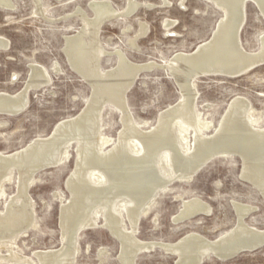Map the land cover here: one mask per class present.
<instances>
[{"label": "bare ground", "instance_id": "obj_1", "mask_svg": "<svg viewBox=\"0 0 264 264\" xmlns=\"http://www.w3.org/2000/svg\"><path fill=\"white\" fill-rule=\"evenodd\" d=\"M207 1L223 12L210 39L191 52H176L165 63H136L118 49L116 66L109 70L101 64L108 51L100 39V29L107 21L133 15L141 3L129 0L121 12L110 0H92L93 17L78 12L83 27L64 37V53L72 69L88 82L92 94L79 115L58 122L48 136H39L14 152L0 151V199L7 196L5 185L16 182L18 186V193L7 196L5 210H0V252L7 251L6 255L0 254L1 261L34 264L33 256L16 250L18 240L38 225L29 190L39 181L36 175L40 170L68 161L72 144L76 158L66 180L70 197L64 199L63 193H55L62 204V243L59 248L35 251L37 264H78L80 232L100 225L119 241L117 258L122 264H136L141 253L158 248L175 256L176 264H203L211 257L227 260L264 247V228L246 220L256 208L237 199L232 202L236 223L214 239L193 230L173 242L143 240L136 235L141 218L149 215L158 194L169 190L176 181H191L218 156H239L241 178L264 198V126H260V112L246 97L236 96L214 132L208 133L215 122L204 112L210 104L199 107L196 83L205 76L237 77L264 64V34L258 50L248 51L240 34L249 0ZM252 1L264 16V0ZM165 4L170 2L165 0ZM0 5L9 9L15 6L12 0H0ZM181 6L186 8L184 0ZM147 27L142 24L139 34L131 39L132 47H138L136 40L147 33ZM5 42H0V47L6 48ZM30 68L29 80L22 90L0 92V114L22 113L29 104L30 90H42L52 82L45 66L31 63ZM154 68L167 70L173 76L181 98L162 110L148 129L149 121L135 117L127 94L141 72ZM106 105L121 111L122 128L116 137L104 132L102 113ZM183 196L176 195L182 198V207L175 222L211 214V205L200 197ZM106 251L103 248L100 255Z\"/></svg>", "mask_w": 264, "mask_h": 264}, {"label": "rangeland", "instance_id": "obj_2", "mask_svg": "<svg viewBox=\"0 0 264 264\" xmlns=\"http://www.w3.org/2000/svg\"><path fill=\"white\" fill-rule=\"evenodd\" d=\"M91 1L12 0L13 8L0 5V42L8 43L6 48L0 47V92L22 90L29 80L31 63L45 66L52 76L47 87L30 90L29 104L22 113L0 114V151L14 152L39 136H48L58 122L79 115L88 104L91 87L69 65L64 53V37L83 27L79 11L93 17ZM167 1L170 5L165 4V0H134L141 5L133 15L121 16L102 25L99 36L108 51V55L102 58L103 68L109 70L116 66L115 52L118 49L136 63L168 62L176 52H191L210 39L223 16L222 10L207 0H184L186 8L181 6L183 0ZM110 2L123 12L129 0ZM140 22L148 25L147 33L137 38L138 47H132L131 39L142 29ZM168 22L174 25L166 27ZM263 34V13L255 2L249 0L240 34L245 48L258 50ZM196 83L200 93L199 107L210 104L209 110L204 112L215 122V127L208 133L214 132L225 108L236 96L246 97L252 103L260 112V126H264V64L237 77L205 76L198 78ZM127 96L135 117L148 120L146 128L149 129L162 110L177 103L181 93L167 70L154 68L140 73ZM102 114L106 123L104 132L116 137L122 128L121 111L106 105ZM75 158V144H72L68 161L40 170L36 175L39 181L30 187L38 225L18 240L16 250L33 256L34 264H37L35 251L61 246L62 204L55 193H63L64 199L70 197L66 180L73 171ZM241 167L239 156H218L199 170L191 181L174 182L169 190L156 196L149 215L141 218L136 235L143 240L173 242L193 230L214 239L236 223L233 199L254 206L256 210L246 220L264 228V198L253 185L241 178ZM16 185L14 182L4 186L7 196L18 193ZM178 194L184 198L200 197L211 205V214L175 222L174 218L182 207V198L176 197ZM7 196L0 199V210H5ZM79 243L78 264H122L117 258L120 243L103 225L82 230ZM103 248L107 251L100 255ZM0 254L6 255L7 251L3 249ZM175 259V256L158 248L141 253L136 264H176ZM0 264L14 263L0 260ZM203 264H264V247L227 260L211 257Z\"/></svg>", "mask_w": 264, "mask_h": 264}, {"label": "water", "instance_id": "obj_3", "mask_svg": "<svg viewBox=\"0 0 264 264\" xmlns=\"http://www.w3.org/2000/svg\"><path fill=\"white\" fill-rule=\"evenodd\" d=\"M32 90V89H31Z\"/></svg>", "mask_w": 264, "mask_h": 264}]
</instances>
